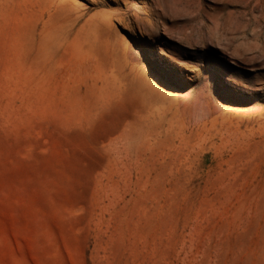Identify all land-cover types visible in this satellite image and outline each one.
<instances>
[{
  "label": "rangeland",
  "instance_id": "obj_1",
  "mask_svg": "<svg viewBox=\"0 0 264 264\" xmlns=\"http://www.w3.org/2000/svg\"><path fill=\"white\" fill-rule=\"evenodd\" d=\"M113 1L0 0V264H264V0Z\"/></svg>",
  "mask_w": 264,
  "mask_h": 264
},
{
  "label": "bare ground",
  "instance_id": "obj_2",
  "mask_svg": "<svg viewBox=\"0 0 264 264\" xmlns=\"http://www.w3.org/2000/svg\"><path fill=\"white\" fill-rule=\"evenodd\" d=\"M120 1V0H119ZM110 2H115V1H113V0H110ZM111 4V3H110ZM94 5V4H93ZM133 20V19H132ZM129 21V20H128ZM135 21V20H134ZM130 22V21H129ZM144 35V34H143ZM142 35V36H143ZM138 36V35H137ZM136 37V36H135ZM146 47V46H145ZM150 47V46H149ZM147 51V50H146ZM149 53V52H148ZM160 55L162 56V57H165V58H168L171 62H173L174 64H175V66L177 65V66H180V65H182L181 63V61H179L177 58H175L174 56H172L171 54H169V52H167L165 49H163V48H161V50H160ZM160 56V57H161ZM91 59V58H90ZM150 59V58H149ZM165 61V60H164ZM164 64V63H163ZM167 65H168V63H167ZM96 66V65H95ZM174 67V66H173ZM172 67V68H173ZM182 67V66H181ZM185 68V67H184ZM168 69V68H167ZM72 71V70H71ZM169 71V70H168ZM177 71V70H176ZM69 72V71H68ZM156 72V71H155ZM172 73V72H171ZM183 73V72H182ZM69 74V73H68ZM158 74V73H157ZM180 74V73H179ZM182 75V74H181ZM217 75V74H216ZM66 76H67V74H66ZM154 77V76H153ZM189 78V77H188ZM175 79V78H174ZM190 79H192V77L190 78ZM193 80V79H192ZM166 81V80H165ZM171 82V81H170ZM162 84V83H161ZM234 85V84H233ZM236 85V84H235ZM165 87V86H164ZM233 87V86H232ZM242 88V87H241ZM243 89V88H242ZM245 90V89H244ZM247 90H248V88H247ZM246 91V90H245ZM230 95V94H229ZM221 96V95H220ZM227 100V99H226ZM228 101V100H227ZM224 103H226V102H224ZM229 103V102H228ZM238 103V102H237ZM222 125V124H221ZM229 126V125H228ZM228 126H226V127H228ZM209 130V129H208ZM234 130H236V129H234ZM210 132V131H209ZM224 132V131H223ZM226 132V131H225ZM227 133V132H226ZM232 133H236V132H233V130H232ZM227 134H229V132L227 133ZM226 134V135H227ZM236 135V134H235ZM204 136V135H203ZM234 135H232V138H233V141L232 142H234V137H233ZM201 137V136H200ZM199 137V138H200ZM205 137V136H204ZM204 137H201V139L202 138H204ZM224 137L226 138V140H227V136H224V134H223V139H224ZM244 137H245V135H244ZM222 138H221V140H222ZM237 139H238V134H237V137H236ZM197 142V141H196ZM225 142V141H224ZM224 142H222L223 144H224ZM231 142V143H232ZM199 143H202V142H199ZM239 143V142H238ZM226 144V143H225ZM225 144H224V146H225ZM199 145V144H198ZM220 146L221 145H219L217 148L219 149L220 148ZM200 147V146H199ZM224 148V147H223ZM225 149V148H224ZM195 150V149H194ZM220 151V150H219ZM221 152H222V150H221Z\"/></svg>",
  "mask_w": 264,
  "mask_h": 264
}]
</instances>
